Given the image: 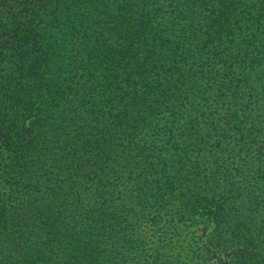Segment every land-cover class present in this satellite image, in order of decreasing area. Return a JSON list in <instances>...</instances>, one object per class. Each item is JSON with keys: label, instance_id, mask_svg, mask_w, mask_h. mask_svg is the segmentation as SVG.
Listing matches in <instances>:
<instances>
[{"label": "trees", "instance_id": "obj_1", "mask_svg": "<svg viewBox=\"0 0 264 264\" xmlns=\"http://www.w3.org/2000/svg\"><path fill=\"white\" fill-rule=\"evenodd\" d=\"M206 262L264 264V0H0V264Z\"/></svg>", "mask_w": 264, "mask_h": 264}, {"label": "rangeland", "instance_id": "obj_2", "mask_svg": "<svg viewBox=\"0 0 264 264\" xmlns=\"http://www.w3.org/2000/svg\"><path fill=\"white\" fill-rule=\"evenodd\" d=\"M197 232H198V233H201V231H199L198 229H197ZM215 260H216V259L214 258V259L212 260V262H215ZM206 264H209V263L206 262Z\"/></svg>", "mask_w": 264, "mask_h": 264}]
</instances>
